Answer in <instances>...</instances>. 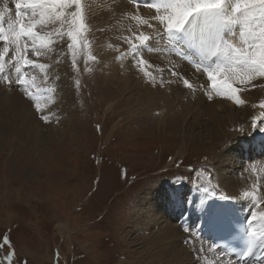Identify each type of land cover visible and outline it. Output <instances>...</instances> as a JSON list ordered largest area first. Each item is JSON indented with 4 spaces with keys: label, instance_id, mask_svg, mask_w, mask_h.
Segmentation results:
<instances>
[{
    "label": "rangeland",
    "instance_id": "1",
    "mask_svg": "<svg viewBox=\"0 0 264 264\" xmlns=\"http://www.w3.org/2000/svg\"><path fill=\"white\" fill-rule=\"evenodd\" d=\"M15 1H0L5 28L8 20L15 18L11 17L16 12ZM61 9L67 19L62 16L56 24L57 30L65 33L63 41L58 43L59 51L43 50L39 58L31 51L28 53L32 55L30 59L46 66L45 69H25L29 78L35 77L34 86H29L26 92L15 83L11 86L3 83L9 79L15 81L18 75L8 59L4 70L0 71V244L4 243L3 237L9 235L15 244V251L11 250V245L7 250L0 248V264L4 261L10 264H155L151 263L152 251L146 244L149 234L135 221L139 204L152 202L154 209L159 204L158 192H170L177 187L187 193L188 199L191 190L197 188V182L200 185L210 182L211 168L219 165L220 144H210L213 130L197 126L206 123L207 116L216 114L215 109L209 97L203 98L210 102L204 106L196 96L181 106V118L176 122L171 103L163 109L164 120L176 123L165 131L160 126L159 114L147 112V117H139L141 114L131 117L133 112L139 111V104H150L154 96L148 94L151 101L143 100L140 94L123 96L103 77L104 61L94 45L96 34L95 38L86 34V30L99 32L90 26L94 24L95 12L92 15L83 12L85 28L81 30L74 66L67 47L70 42L67 32L75 31L79 23L73 22L71 11H64L71 8ZM29 19L28 15L24 18L26 23H34ZM46 20L47 27L40 28L46 30L43 35H48L53 26L47 15ZM4 46L5 42L0 40V51ZM151 49L146 48L142 53L149 54ZM150 62L148 60V67L153 66ZM148 67L145 70H149ZM177 70L182 75L170 74L171 81H175L176 87L187 90L183 79L186 77L192 82L190 73ZM44 74L45 80L65 81L70 90L63 93L58 85L42 81ZM161 75L168 80L167 74ZM159 80L154 87L158 90L163 85ZM188 91L194 95L197 89ZM57 93L71 95L70 108L57 107ZM29 95H34L35 99H30ZM131 95L134 96L130 102L128 98L122 100ZM7 96H12V101L4 102ZM61 103L64 105L65 100ZM6 105H11L12 110H4ZM234 110L236 114L238 109ZM62 111L71 114L61 128H55L53 121ZM44 116L48 119L44 120ZM8 119L12 120L16 131L11 138L2 136ZM235 132L239 134L232 141L236 146L254 142L257 134H263L258 130L248 133L247 125ZM126 136L133 137L135 142L130 145L125 141ZM220 155L222 161L228 162L225 154ZM259 155L254 154L253 159ZM262 162L256 159L248 164ZM194 163L196 165L191 166ZM222 170L228 177L235 174L230 166L222 165L220 173ZM170 211L176 213L179 209ZM191 213L195 215L194 209ZM190 226L192 230L199 229L198 223ZM184 240L185 244L189 241L187 236ZM195 253L203 252L198 249ZM201 263L204 264V260Z\"/></svg>",
    "mask_w": 264,
    "mask_h": 264
},
{
    "label": "bare ground",
    "instance_id": "2",
    "mask_svg": "<svg viewBox=\"0 0 264 264\" xmlns=\"http://www.w3.org/2000/svg\"><path fill=\"white\" fill-rule=\"evenodd\" d=\"M9 1L10 3H14V0ZM163 2H166V0H82L81 5L77 10L82 9L87 15H92V12H95L94 16H92L94 17V24H91L90 26L96 28L99 32L97 34L94 31L86 30V34L88 36H92L93 38H95L96 34L95 41L97 42H95L94 45H96L95 51L101 55V59L104 61L103 77L111 85H115L114 87H116L123 96L131 93L140 94L144 97L143 100H150L148 94L154 96V100H150V104H139V111L133 112L134 114L132 113L133 115H131V117L136 118L140 114L142 115L139 116L141 118L147 117V112H150L149 114H159L162 119L160 126H162L165 131L169 126L178 122L181 118V106L189 99L198 96L201 98L200 102L204 106H207L210 102H206L203 98L211 97L210 101L212 102V106L215 109L216 114L207 116L205 118L206 123L198 125L197 127L204 128L206 130H213L210 144H216L218 146L220 144V148H218L219 159L217 160L219 165L215 166V168H211L212 170L209 173L213 175V178H210V182L207 181L208 183L198 186V188L193 191L191 197L188 199L189 203L176 217V222L172 220L173 216L170 211V209L176 207H173L168 202L166 196L168 191L166 190L158 192L159 204L154 209H152V207H154L152 202L145 203V201H142L141 204H139V212L135 217V221H137L136 223L143 225V228L146 229L147 234H149L147 235V240H145L147 246L152 251L151 263L192 264V262H195V264H202L201 260H204V264H232L227 262L224 263V261L217 258V255L210 252V245L206 242V237L201 235H205L207 223H205L202 219L197 208L202 202L206 203L215 200V202L219 203L222 201L219 200L220 196H231L233 198L231 201L244 215H247L250 218V213L255 214L256 219L254 220V228L257 232L264 235V221L261 220V217L264 216V161L260 164H248L254 162L256 159L259 160V157H255L253 159L254 154H264V133L262 135L257 134L255 136L257 141L255 140L254 142L241 143L237 144V146L235 145V142H232L235 137L239 136V134L235 132V129L238 131L243 130L244 126L247 125L248 133L257 130V126L252 123V120L254 117H260L261 112H264V109L259 107L260 104L264 103V86H260L264 85V77H260L257 74L255 79L252 81V84L256 86L248 87L246 86L245 81H241L234 75V72L243 74V65L230 63L226 60H215L216 63H223V67L220 68V71L215 72L218 80H227L229 83L233 84L234 87L242 89V91L239 92V95L245 103L238 105L232 99H229L228 97L231 93L227 91L224 85L219 83L215 86V92H218L217 95L214 93V95H211L207 89V86H209L208 72L206 70L208 66L206 65L204 68L199 66L198 64L200 61L198 58L183 47L181 40L169 41L166 37L161 39L157 35L156 30L160 29L162 25L160 21L154 19V17L161 14L166 15L167 13L163 8H161L160 13H157L155 8H150L147 5L149 3ZM60 10L62 11L61 8ZM23 11L25 12L24 18L28 15L30 16L29 21H33L36 24L35 30L41 34H45L46 30L40 29L44 26L47 27L46 15H40L43 10L37 7L35 9V16L33 15V9L31 8L23 7ZM64 11H72V9ZM133 16H136L137 19H132ZM11 17H15L14 12ZM41 20H43V23H41ZM145 20L148 21V23H144L143 21ZM57 23L58 20L53 23L51 32L57 30ZM261 27H264V21H261L258 16L248 25V29L253 32H258ZM248 29H246L242 23L230 25L228 31L226 32V39H231V41L236 43L237 46H241L240 32L247 31ZM137 33H143L145 35H149L150 37H154L147 42V46L141 49V51L146 52V48H152L150 52L153 54L152 58H150V53H143L144 59L147 61L151 60L153 63L152 67L149 65L150 69L146 70L147 72H151L156 75L157 79L161 77L163 72L165 73V76L167 74V77H169L168 80L164 79L165 83H163V85L161 84L162 87L160 90L154 88L156 83L150 84L144 73L137 70L134 66V61L129 56L123 55L128 48L127 45L122 43L123 39L125 37L134 39V36ZM7 46L12 51L14 50L11 40L7 42ZM242 46L245 48L248 47L247 44H243ZM3 50L4 48L0 51V54H3ZM12 51H10L8 55H12ZM52 51L57 53L59 51V44L52 45ZM176 51L183 52L186 58L179 56ZM31 56L32 55H29V57ZM121 56H123V58H119ZM5 60H7V56L5 57ZM6 64L7 63H4V68ZM174 64L179 65L178 69L183 71L186 70L190 73L187 74L190 75L192 83L197 86V92L194 95L189 94L188 88L186 90V88L181 89L176 87L174 85L175 81H171L172 77L169 69H171ZM66 68L67 70L69 69L68 66H66ZM160 69H163L164 71L161 73ZM45 76L46 74L43 75L42 81H51L53 85H58L62 89L63 93L70 90V88L67 87L68 83L65 81L45 80ZM205 76L207 80H205ZM3 83L5 84L7 82L4 81ZM7 85L9 84L7 83ZM161 85L159 84L158 86ZM133 96L134 95H131L123 98L122 100H126L128 98V102H130ZM159 97L164 100L160 102L159 99H155ZM12 99V96H7L4 99V102H10ZM61 100H65L64 105L61 103ZM57 102V107L59 108L62 106L70 108L71 95L63 96L57 93ZM171 103L174 106V110L172 112L176 114V122H166L164 120L163 109L165 107H170ZM3 109L12 110V107L11 105H6ZM234 109H238L237 113L241 111L242 114H235ZM223 110H227L226 114L223 113ZM70 114L71 113L67 111L60 112L59 118L53 121L55 128H61ZM34 115H37V113L34 112ZM203 116L204 114L202 113L201 117ZM5 124L2 136L10 138L15 136L16 131L13 129L12 120L8 119ZM113 129L114 128H112V130ZM56 130L57 129H54V131ZM248 133L246 134L250 135ZM112 134L114 133H111V135ZM241 135L244 137L245 134L243 133ZM129 136H126L125 141L129 142V144L131 142H135L132 140L133 137ZM221 152L226 155L228 162L222 161L220 155ZM222 165L226 167L230 166L235 174L228 177L223 170L220 173L219 170L222 168ZM244 192H254L255 198H245L243 195ZM193 209L195 215L191 213ZM188 215L189 217H187ZM196 215H198V219H195L197 218ZM156 218L160 219L157 220ZM160 220H164V222L160 224ZM191 223H198L199 229L192 230L190 226ZM160 225H164V227L157 230L154 228L155 226L158 227ZM62 227L65 228V225ZM151 227L153 229H151ZM186 229L189 230L188 233L185 232ZM198 231L201 234H199ZM184 236H187V239H189L186 244ZM183 242L185 245H183ZM198 249H200L201 253L203 252L201 255L199 253H195ZM202 249H204V251H202ZM261 253L264 256V243ZM199 256L202 258H199ZM3 264L10 263L9 261H4Z\"/></svg>",
    "mask_w": 264,
    "mask_h": 264
},
{
    "label": "snow or ice",
    "instance_id": "3",
    "mask_svg": "<svg viewBox=\"0 0 264 264\" xmlns=\"http://www.w3.org/2000/svg\"><path fill=\"white\" fill-rule=\"evenodd\" d=\"M81 2L82 0H16L15 18L8 20L7 28L2 23L4 12H0V40L5 42L3 54H0V71L4 68L5 57L7 56V59L15 67V73L18 74L15 81L11 79L7 81L10 86L15 83L25 88L26 92L29 86H34L35 77L29 78V74L25 69L28 67L45 69L46 66L38 63L37 60L30 59L28 56L29 51L39 58L44 54L43 50L51 51L52 45L62 42L65 36L64 32L58 30L50 32L48 35H43L36 31L35 23L28 24L25 22L22 5L33 9L34 16L36 15L35 9L37 7L41 8L43 11H41L40 15H47L50 23H55L62 16L67 19L65 12L60 10L61 7L67 6L72 9L70 15L74 23H79V28L75 31L70 30L67 32V37L70 40L67 47L71 50L72 63L75 66L76 48L79 43L81 30L85 28L83 10H77ZM147 6L155 8L157 13H160L161 8H163L167 13L166 15L161 14L154 17L162 25L160 29L156 30L157 35L161 39L164 37L169 41L183 39L188 44V47L195 48L205 61L216 58L217 60H226L230 63L243 65V74L234 72V75L241 81H245L248 87L256 86L252 84V81L257 74L260 77H264V27H261L258 32L248 29L250 22L255 20L257 16L261 21H264V0H166L163 3H149ZM6 11L10 12L8 9ZM132 19L135 20L137 17L133 16ZM143 22L148 23L146 20ZM41 23H43V20H41ZM238 23H242L248 29L240 32L241 46H237L231 39H226V32L230 25ZM53 36L55 39L52 38ZM153 38L143 33H137L134 39L125 37L122 41L123 44L128 46L123 55L129 56L134 61V66L138 71L144 73L150 84L157 83V76L145 70L148 61L144 59L141 49L146 47L147 42ZM9 40L14 45L12 55H8L12 51L7 46ZM243 44H247L248 47H243ZM178 55L184 57L183 52H178ZM119 58H123V56ZM178 67V64H174L169 69L172 76L180 77L182 75L177 70ZM163 71V69H160L161 73ZM217 71H220L219 64L216 65L215 69H207L208 78L212 82L213 87L218 83L224 85L227 91L231 93L228 97L229 99H232L238 105L244 104L245 101L239 95L242 89L234 87L227 80H218L215 74ZM159 83H165L162 75ZM183 84L189 90H196L197 86L187 78L183 79ZM29 98L34 100L35 96L29 95ZM209 98L211 99V97ZM36 107L39 109L40 105L37 104ZM259 107L264 109V103L260 104ZM43 119L47 120L48 117L44 116ZM252 123L257 126L259 132L264 133V112H261L260 117H254ZM179 183L183 184V181L180 180ZM243 195L245 198H255L254 192H244ZM166 196L173 207L184 208L189 203L187 193L182 192L179 187L168 192ZM232 199L231 196L219 197V200L222 201H231ZM197 210L213 231L227 232L232 226L234 210L226 204L217 203L215 200L206 203L202 202ZM249 216L250 219L247 223L251 224L256 219V216L254 213H250ZM261 220L264 221V216L261 217ZM186 231L189 230L186 229ZM3 241L4 243L0 244V248L7 250L8 245H11V250L15 251V244L11 240L10 235L4 236ZM255 244L256 241L250 237L245 248L236 253V255L241 258L254 255ZM213 247L222 249L223 245L217 242ZM22 264H26V262H22Z\"/></svg>",
    "mask_w": 264,
    "mask_h": 264
}]
</instances>
